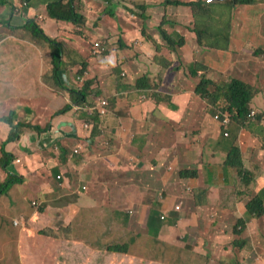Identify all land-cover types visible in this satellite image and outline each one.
<instances>
[{
  "label": "crops",
  "instance_id": "1",
  "mask_svg": "<svg viewBox=\"0 0 264 264\" xmlns=\"http://www.w3.org/2000/svg\"><path fill=\"white\" fill-rule=\"evenodd\" d=\"M128 7L134 8L133 5L127 4ZM2 8L0 10H4L5 6ZM172 8L170 10H173ZM169 12L176 15L175 11ZM241 13L240 19L239 17L238 20L234 19L233 27L229 32V45L214 47V44H209L210 48L216 49L204 50L208 67L206 75L211 80H216L215 78L223 74L239 79L245 77L249 80L244 81L264 92V56H258L257 51V49L264 50V0L247 6ZM0 15H2L0 17V78L9 72L12 73V77H17L18 74L20 76L17 84H7L6 95L0 99V103L4 105L3 112L5 114L11 111L18 112L19 118H15L32 124L33 127L50 124V127H44L45 130L41 133L35 129L24 131L19 141L8 148L14 154L10 171L22 176L23 181L9 195L2 196L7 217L10 212H14L18 219V215L27 208L28 197L33 196L35 198L32 200L46 206L50 216L57 212L62 214V224H56L58 227L73 226L75 240L95 251L100 250V243H114L117 240L116 235L120 234L135 239L134 242H128L131 249L133 246L130 244H140L143 246H140V249L145 252H149V249L148 246L147 250L144 249V243L149 242L150 238L154 239L156 249L153 252L156 251V255L158 252L162 254L170 251L167 241L182 239L185 242L183 254L186 261L192 257L191 264H208L207 257L198 252L208 249L196 247V243L201 238H205L207 245L209 239L213 241L215 238L216 243L220 245L215 254L218 253L232 261L249 257V254L255 251L261 238L260 229L257 231L252 226L253 223H258L256 219L247 220L243 239L233 238L230 234L235 221L247 218L244 202L248 199L249 191L241 186L240 181L234 184L227 183L226 178L233 174L229 170L227 175L224 174L226 169L222 165L213 163L206 166L205 151L198 146V137L194 136L196 132L193 125H196L198 132L213 139L220 136L223 131L226 134L227 130L215 119L216 110L210 108L207 101L193 94L191 89L193 83L189 80L184 85L187 96L191 98L190 102H185V99L181 98L178 103L169 105L178 113L172 111L168 105H159L160 102L166 104L164 99L167 95L158 96L156 102L153 101L154 97L148 96L154 92L152 87L157 89L155 91L157 93L168 91L175 96V92L182 91L179 87L186 77L169 72L172 68L170 64L172 59L167 49L161 47L162 53L157 54L150 42L145 41L147 38L142 32L153 36L154 29L150 23H146L147 19L140 17L135 19L130 15L127 19L133 22L122 19V23L119 22L117 27L133 26L129 35L133 37L137 54V60L135 58L134 61L150 76L152 87L135 89L131 86L130 82L133 83L134 77L141 73L136 71L132 74L129 70L127 73L126 65L129 63L125 66L117 65L119 61L125 62V56L119 54L118 58L111 54L106 58H95L80 82L96 80L91 87L97 91L96 94L100 92L101 94L90 97L88 102L80 107L74 106L66 113L51 116L66 108L71 103V99L65 93L58 95L49 83L47 76L51 67L50 61L45 60L37 47L27 45L13 37L11 30L9 32L3 24L7 19L2 11ZM180 15L183 17L182 13L177 15L179 21L191 23V15L185 16V19ZM42 18V21L46 19ZM23 19H27V16H23ZM96 20L98 23V18ZM25 21H18L16 26L25 25ZM55 23L56 25L50 26L45 24L44 30L46 33L47 30H51L58 40L59 37L61 38L60 34L56 33L59 24L54 21ZM97 26L96 33L99 36L111 38L116 42L119 30L112 35L108 34L107 28H102L101 22ZM168 26L170 30L167 26L166 29L173 35L175 30L177 33L184 32L189 35H185L190 41L182 51L188 65L193 67L196 63L194 45L196 35L187 27L185 30L182 29L181 25H176L175 28ZM178 26L181 27L176 29ZM66 27L70 31L73 30L69 23ZM143 27L150 34L145 33ZM108 29L114 31L112 26ZM230 56L233 59H230ZM8 60L14 62L13 68L2 66V62ZM34 64L38 67L37 74L32 67ZM23 66L28 68L21 69L22 75L20 68ZM114 66L119 69L113 70ZM232 68L236 69L234 74ZM252 68H255L254 71L251 70ZM75 73L76 66L70 68L64 75L69 89L77 87ZM167 79L170 85L166 89L164 82ZM1 80L0 83L3 84ZM170 87L174 92L170 91ZM102 99H107L106 114L99 116L98 130L95 135H91V127L95 123L93 116L99 114L91 108ZM161 99L162 101H159ZM36 109L38 112L35 111ZM257 111L260 112L259 117L250 125L246 127L232 125L228 130L230 132L233 127V131L238 132L242 149V141L249 143L247 148L249 153L256 151L257 148L259 151L260 146L264 148V134L260 135L261 130L264 129V105L260 106L258 101ZM17 122L18 120L15 124ZM85 125L89 128H85ZM187 126L192 129L186 128ZM78 147H81V152L75 154L74 150ZM65 152L69 154L68 158L64 156ZM212 152L217 151L210 152L215 158L216 155ZM242 152L244 153V150ZM188 167L197 168L199 175L203 172L206 187L215 190L212 194L206 189L201 190L206 193L200 203L197 201L200 195L197 190L201 188L200 177L188 186L189 191L193 192L191 195L184 192L179 172L181 168ZM262 171H258L256 182L258 187L260 186L258 192L264 199V170ZM214 172H222L214 175L217 183L211 180L210 175ZM207 178L211 181L209 182ZM242 191H247V194L242 196ZM110 205H113V209L108 213ZM178 206L180 209H177ZM127 211L130 216L125 213ZM163 214L166 215L167 221L158 227L156 233L153 223ZM107 218L109 222L106 221ZM121 218L123 222L120 221ZM168 219L172 221L169 222ZM51 223L55 226L53 216ZM215 223L220 225V231ZM214 232L217 234L215 235ZM234 242L247 243L234 247L232 245ZM248 243L253 249L246 246ZM158 244L166 249L164 247L160 249Z\"/></svg>",
  "mask_w": 264,
  "mask_h": 264
},
{
  "label": "trees",
  "instance_id": "2",
  "mask_svg": "<svg viewBox=\"0 0 264 264\" xmlns=\"http://www.w3.org/2000/svg\"><path fill=\"white\" fill-rule=\"evenodd\" d=\"M32 0H17L16 6L11 4V0H0L3 3L2 7L9 6L14 15V11H22L25 9L24 5H28ZM114 0H106L107 3H112ZM119 1V0H118ZM155 0H150L145 2L143 6H140V3H136V0H120L122 2L136 3L134 4L136 8H141L145 12L149 8H155V11L163 13L162 21L158 30L162 42H158L150 33L147 32L146 28L143 27L142 30L145 33L150 34L145 35L148 38V41L152 45L154 51L158 54L159 49L165 48L170 52L172 59V67L174 73L179 74L182 77L188 78L192 83L195 82L194 93L198 95L201 99L208 102L210 108L216 110L217 114H220L222 118L229 117L233 121V125L242 126L245 123L250 122V115L254 111V98L255 91L249 83L246 81L233 77L225 76L224 79L215 82L207 78L206 71V52L205 49H216L210 48L208 45H205L201 39L200 30L197 24V14L198 6L209 10L210 4H213L218 0H157V3H154ZM259 0H226V3H232V8L234 12L229 15L231 16L232 25L239 16L240 12L244 10L247 6L254 5ZM217 5V4H215ZM118 6V7H117ZM120 5L115 4V8L105 7L101 11V16L98 18V23L92 22V16H88L91 10L90 0H58L49 5L50 18H53L57 21L67 22L72 25L73 30L70 31V35L75 37H81L83 41H79L81 48L78 49L72 44L66 41H57V39L51 38L46 31L42 28L41 25L33 22H28L26 25L16 26L13 25L11 20L3 21V24L6 28L10 29L14 34L15 38L19 41L37 47L42 53L45 60L50 61V70L47 76L49 83L52 84L56 93L61 95V89H65V92L71 99V103L80 106L84 104L90 96H92L91 86L93 82H86L85 86L81 88L80 82L77 81L78 76L82 77L85 75V71L92 65L91 58L94 56L92 50L94 47V41H106L107 38L99 36L96 33L98 28L97 24L102 23V28H107L108 34H116L117 30L120 33L116 36V42L113 45V48L102 55L103 58L108 57L111 54H114L119 58V54L125 56V62L122 63L125 66L129 63L130 72H140L142 76H145L141 67L134 61L136 58L135 45L133 43V37L129 35L132 32V27L130 28H118L117 25L119 22L122 23V19L128 21L130 12L128 8L125 10H118ZM169 7H173V10H170ZM180 8L185 9L181 11ZM179 9V10H178ZM131 10V9H130ZM176 11V15H172ZM182 13L184 16L191 15L193 21V28L191 25V31H196V67H190L185 59V54L182 51V48L185 46V38H177L166 29L167 25H176L179 24L177 13ZM236 12V18H235ZM150 18L149 14L141 15ZM181 16V15H180ZM182 18V16H181ZM220 21V24L223 23L220 19L217 18L216 22ZM192 23V20H191ZM109 26L114 28V31L108 29ZM222 28L221 26H219ZM207 28L203 30L206 32ZM21 31V33H17ZM19 34V35H18ZM181 37V36H180ZM197 43L199 46H197ZM159 46V49H158ZM80 50V51H79ZM258 56H264V50L257 49ZM86 54L84 60L80 61V64L77 63L76 57H81L83 54ZM67 54H70L71 57H67ZM99 59V56H95ZM121 64V63H120ZM117 64V65H120ZM76 66V73L74 77L77 81V87L74 89L65 88L67 85L64 75L66 72ZM204 66V69L202 67ZM113 70L119 69L118 67H113ZM123 70V68H120ZM200 74L206 75V77H200ZM127 75V74H126ZM126 77V76H125ZM124 77V80H125ZM148 80V79H147ZM141 87V88H140ZM151 85L146 82L145 79H140L138 85L135 86L136 89H150ZM72 106L69 104L60 112L53 113L51 116L60 115L71 110ZM4 105L0 103V195H9L10 192L23 181L22 176L16 175L14 172L10 171V166L12 161H14V154L8 150L11 144L19 141L18 139L28 129H35L44 131L45 128H49L50 124L46 126L37 125L34 126L29 123H25L22 120L16 119L18 117V112L11 111L8 114L4 112ZM188 114V113H187ZM186 115V114H185ZM259 115H256L253 118V121L258 119ZM19 118V117H18ZM95 123L92 125L91 135H95L98 130L99 125V114L93 116ZM18 122L15 124V122ZM33 127V128H32ZM37 127V128H36ZM45 127V128H44ZM186 128H190L187 126ZM185 128V129H186ZM263 148V147H262ZM260 151V150H259ZM71 152V151H70ZM65 157L68 158L69 154L65 152ZM257 160L256 156H253L250 160L245 161L243 159L242 149L235 147L229 154L225 165H222L226 170H234V174L240 178L241 186L249 191L248 199L244 202L247 218L238 219L233 223L232 229L230 230L231 236L233 238H240L244 236L246 232V225L248 219H256L262 229V234L260 238V243L264 242V199L262 195L258 192V184L255 177L259 171V168L255 163ZM49 165H47L48 167ZM51 170V166H50ZM219 173H211V180H214V175ZM184 192L187 195H191L193 192L189 191L188 186L190 183L195 180L198 175L197 168H181L179 172ZM241 192V191H240ZM244 194H242L243 196ZM1 202V201H0ZM218 223V221H217ZM160 225H163L161 216L153 223V227L158 228ZM216 224V227L220 231V225ZM11 227L20 229L18 233V249L20 255L21 264H157L151 262H145L143 260H137L132 258L129 254L130 246L128 244L113 245L110 246L106 252H97L85 244L75 240L73 235V230L70 225H64L60 227H55L51 223V216L48 214L46 206L40 204L38 208L32 207V211L25 218V222L22 226H16L14 220L11 221L5 214V207L0 208V238L5 242L9 243V240H13L14 235L11 238H8L5 230H12ZM151 227V229L153 228ZM222 228V227H221ZM223 229V228H222ZM216 235L217 233L214 232ZM213 235V234H212ZM17 237L14 238V240ZM215 239V238H214ZM213 239L208 240V245L205 238H201L199 242L196 243L197 248H206L207 251L200 252L201 255H205L208 259V264H256L255 258L249 259V257H243L241 260L227 259V257L215 254L216 249L220 247L219 244ZM234 242L232 245L237 247L238 245L245 244ZM231 247V246H230ZM229 249V248H226ZM264 254V249L260 251ZM229 257V256H228Z\"/></svg>",
  "mask_w": 264,
  "mask_h": 264
},
{
  "label": "rangeland",
  "instance_id": "3",
  "mask_svg": "<svg viewBox=\"0 0 264 264\" xmlns=\"http://www.w3.org/2000/svg\"><path fill=\"white\" fill-rule=\"evenodd\" d=\"M56 1L57 0H37V1L36 0H32V1H30V3L28 5H24L25 6V9L24 10H22V11H19V10L16 11L15 10L14 11V13H15L14 15H12L13 14V11H12V9L9 6L5 7L4 10H0V13L2 11L3 16L7 20H11V22L13 20L14 21L12 23L13 25H17L18 24V21L20 22V21L26 20L25 23H24L25 25L29 21L30 22H33V23H36L37 22V24L41 25L42 28L44 29V28H46L45 24H47V25L50 26V25H56V23L54 24V21L55 22H58V24H59L58 27L59 28L56 27V30H57L56 33L58 35L60 34V36H61V38L59 37L58 40L59 41L69 42L74 47L80 49L81 48V45L78 42L79 41H83V40H82L81 37H75L73 35H70V30L68 29V27H66L67 22L56 21L53 18H50L49 5L51 3H53V2H56ZM147 1H150V0H136V3H140V6H143L145 4V2H147ZM16 3H17V0H11V4H14L16 6ZM90 3H91V10L92 11H90V13L88 14V16H92V19H91V24H92V22H96L97 23V20L96 19L99 16H101V11H102L103 8L110 7V8H113L114 9L115 8V4L116 5H120V0L119 1L118 0H114L110 4L107 3L106 0H90ZM136 3H133L132 5H134ZM154 3H157V0H155ZM258 3L259 2H257V4ZM214 4H217V5H210V7H209L210 9L208 11L205 10L204 8H201L200 6H198V9L199 10H198L197 20L196 21H197L199 30L201 31L200 32L201 39H202V41H203V43L205 45L214 44V47L227 46V45H229V36L228 35H229V32H230L231 28L233 27L232 21H231V16L229 17V15L234 12V9L235 8L234 9L232 8V6H233L232 3H231V5L228 4V3H226V0H218V1H215ZM2 6H3V3L0 2V8L1 9H3ZM169 8H171V7H169ZM180 10L181 11H185V9H182V8H180ZM179 12L180 11H178V13H177L178 15L180 14ZM135 13L142 14V15H146V14H149L150 15V18L146 20V23L147 22L150 23V26H152L154 28L152 34H153V36L155 38H157L156 40L158 42H162V38H161V35H160L159 31L158 30H155V29L159 27L161 21L163 20L162 19L163 13L158 12V11H155V8H153V7L149 8V10H147V12H145L141 8L140 9L137 8V11H135ZM174 13H176V11ZM25 15L27 16V19H23V16H25ZM241 15H242V13L240 12L239 16L237 15V18L239 17V19H240ZM0 17H2V15H0ZM42 17H45L46 19L44 21H42V19H43ZM182 18L185 19L186 17L183 15ZM217 18L220 19L221 21H223V23L220 24V21H217L216 22ZM235 18H236V12H235ZM143 19H146V17L145 18L143 17ZM193 20L194 19H192V23H189V21L188 22H181V21H179V24H176V25H181L182 26V29H184V30H185V27H187L186 25H191L192 28H193V22H195ZM195 24H196V22H195ZM176 25H170V26L173 27V28H175ZM181 26H178V28H176V29H179ZM219 26H221L222 28H220ZM205 27L207 28V30H206V32H203V30L205 29ZM167 28L170 30V27L168 25H167ZM190 28L191 27H187V29L190 32L194 33L196 35V37H197L196 31H191L193 29L190 30ZM9 32H10V29H9ZM17 33L20 34L21 31H19ZM47 33L49 34V36L54 37L55 40L58 38L57 36H55V34L51 30H47ZM169 34H173V33L170 32ZM185 35H188V34H185L184 32L177 33V31L175 30V35L174 36H176L177 38L184 37L185 38V41H186V44L185 45H187L190 40H189V38L185 37ZM13 37H15V36L13 35ZM150 37H152V36H150ZM145 41L146 42H149L148 41V38H147V40L145 39ZM194 45L196 46L195 43H194ZM197 46H199L198 43H197ZM158 49H159V46H158ZM162 51H163L162 48L159 49V53L158 54L162 53ZM218 52H221V51H218ZM82 54H83V56L76 57V59L78 61L77 63H79V64H80V61L84 60V58L86 57V54H84V53H82ZM67 57H71V55L70 54H67ZM99 57H102V55H99ZM93 59H95V56H93L91 58V61ZM230 59H233V57L230 56ZM136 60H137V58H136ZM120 63L121 62L119 61L118 64H120ZM35 64L32 67L36 70L34 73L37 74L38 67L35 66ZM170 64H172V63L170 62ZM13 65H14V62H12L10 60H8L6 62H2V66L4 68H10V67L13 68ZM23 65H24V62H23ZM194 67H196V64L195 63L193 64V68ZM26 68H28V67L27 66H23V67L20 68L21 74H22L21 69L26 70ZM126 69H127V73H128V70L130 71L129 65H126ZM202 69H204V66L202 67ZM232 69H233V74H234L236 69L235 68H232ZM254 69L255 68H252L251 70L254 71ZM169 72L171 74H173V72H174L173 67L171 68V70ZM248 72L249 71H247V73ZM209 73H208V75H209ZM223 73H225V72H223ZM8 74L11 75V76H9ZM144 75L145 76H142V74H139L138 76L134 77L133 83L130 82L131 86L133 88H135V86L138 85V81L140 79H145L146 82H148L151 85L152 83H151L150 76L147 73H145ZM12 76H13L12 73L9 72V73L3 75L2 78H0V79H2L1 82H3V84L0 83L1 84L0 85V99H3L5 97V95H6L7 84H17L19 82L18 81L19 78H20L19 74L17 75V77H12ZM128 76H129V74H128ZM202 76L203 77L204 76L206 77L205 74L204 75H201L200 77H202ZM224 76L225 75L223 74L222 76H219L218 78H215L214 77L217 81L214 80V79L213 80L215 82H218V81L224 79ZM241 79H243V80H249V79H247L245 77H242ZM187 80H188V78H185L183 80V84H181L180 87H179V89L182 90V91L181 92H175L176 93L175 96H172L174 94H170V92H168V91H165L163 93L162 92L161 93H157V92H155L157 89L153 88L152 86L151 87H152V90H154V92L150 93L148 96L154 97L153 101L156 102V101H158V98H157L158 96H160V95H167L168 97L166 96L165 99H164V102L166 104H164L163 102H160L159 105H168L169 106L170 104H176V103H178L179 100H182V99H185V102H188V101L190 102V99L191 98H190V96H187L188 95V94H186L187 93V90L185 89L186 85H184ZM169 82H170L169 79H167L164 82V87L166 89L170 85ZM64 87L67 88V85H65ZM251 87L255 91L254 92L255 93V98H254V103H253L254 106H255L254 107V112L256 113V115H259L260 112L257 111V101L260 103V106L261 105H264V92L259 91L258 88L256 86H254V85H251ZM170 89H171L170 91H173L174 92V89L172 87H170ZM191 89H193L192 92L194 94L195 82L193 83ZM61 91H62V93L67 94L66 92H64L65 89H61ZM167 93H169V94H167ZM142 100H144V99H142ZM159 101H162V99L159 100ZM192 105H193V102H192ZM170 108L175 113H178L177 111L173 110L172 107H170ZM175 109H177V108H175ZM35 111L38 112L37 109ZM256 115H255V117H256ZM250 118H252V119L249 120L250 122H247V123H245V125H242L243 127H246V126L250 125V123L254 122L253 121L254 116L253 117L250 116ZM232 125H233V123L228 128H225V130H227V133L229 134L228 136H226L225 132L223 131V132H221L220 136H216V138H214V139L213 138H210L209 136H206L205 134H202V132H200V131L198 132L196 130V128H197L196 125H193V129H195L194 131L196 132V135H194V136H197L198 137V142H199V145L198 146L201 147L205 151L206 166H209V164H213V163L214 164H218V165H225V162L227 161V159L229 157V154H230V152L232 151L233 148L239 147L240 149H242L241 144H240V141L241 140H240V138H238V132L233 131V127L230 129V132H228L229 128ZM26 130H29V129L26 128ZM262 133L264 134V129L261 130L260 135ZM242 142H243V149L242 150H244L243 159L245 161H247V160H250L253 157V155H255L257 157V160H256L257 163H255V164L257 165V167L259 168L260 171L264 170V148H262L261 146L260 147L258 146L260 148V151H258V148H257L256 151H253V152H250L249 153L248 150H247L249 143H247V142L244 143V141H242ZM245 144H246V147H245ZM211 151H217V152H212L213 155H216L215 158H213L212 155L210 154ZM218 168H220V167H218ZM230 170H231V172H232L233 175H231V177L228 176V178H226L227 179V183H233L234 184V183L240 181V178H237L236 177L237 175L234 174V170H232V169H230ZM222 172H219V174L222 173ZM228 173H229L228 170H225L224 171V174L227 175ZM198 177H200L199 184H200V187L201 188L199 190H197L199 192V194H200V195H198L197 201H198V203H200V202H202V200H201L202 197L203 196L205 197V193H206V192H203L201 190L206 189V191L209 192V194L210 193L212 194L215 190H214V188H208V187H206V183H204L205 182V176H204L203 172H200V175H198ZM256 177H255V179H256ZM1 179L2 178H0V182H2ZM207 180L209 182L211 181L208 178H207ZM214 181L217 183L216 180H214ZM202 182H203V184H202ZM263 193H264V190H263ZM242 194H247V191H242ZM34 198L35 197H33V196H29L28 197V200L26 201L27 208L21 214L25 218L32 211V207L38 208L39 205H40V202L39 201L32 200ZM0 201H1L0 202V208H1V203H2V207H5L1 195H0ZM34 202H37V205H35ZM113 205H115V204H113ZM113 205H110L109 206L108 213L110 212V210L113 209ZM6 208H9V207L6 206ZM13 210L15 211V208H13ZM125 213L129 214V211H127ZM21 215L19 214L18 217L21 216ZM52 216L55 219V223H54L55 226H57L58 224L59 225L62 224V219L63 218H62V214L60 212L54 213ZM109 216L110 215L108 214V217ZM129 216H130V214H129ZM16 217H17V215H15L14 212H10L8 214V218L11 221H13V219H15ZM161 220H162L163 224H165L166 221H167V218L165 220H163L161 218ZM106 221H108V218H107ZM106 221H105V223H108L109 222V221L108 222H106ZM112 221H113V219H112ZM114 221L116 223H118L117 220H114ZM120 221L123 222V218H121ZM168 221L171 222L172 220L168 219ZM252 226H254L257 231H259V229H260V232L262 234V229H261L260 225H258L257 222L256 223H253ZM76 227L78 228V225L77 224H76ZM71 228L73 230V226H71ZM11 229L12 230H10V231L9 230H5V233H6L7 237L8 238H11L13 235H14V238L17 237L18 233H20V229H16V228H13V227H11ZM157 231H158V228H155V232L156 233H157ZM119 233H121V232H119ZM73 235H74V233H73ZM1 237L2 236H0V238ZM14 238H13V240H9V243L8 242H5L4 240H1L0 241V264H21L20 255H19V249H18V244H17V241L14 240ZM116 239L117 240L114 243L113 242L112 243L106 242V244L100 243V246H99V249L100 250H96V251L97 252H100V253L106 252V250L110 246H113V245H121V244H129L128 242H134L135 241L134 238H130L128 235H124V234L116 235ZM147 242L148 241H146L144 243V249L147 250V246H148L149 252H151L150 254H149L148 251L147 252L142 251V249H140V246H141L140 244H130L133 247H132V249L130 247V252H129L130 254L129 255L132 258L137 259V260H143L145 262H151V263H157V264H191V261H193L192 260V257H191V259H189L188 261H186L185 255L183 254V245H184L185 242L182 239H180V240L175 239L174 242L167 241L168 242V247H170V251L169 252H166V253H162V254H160V252H158L157 255H156V251L153 252V250L156 249L155 240L152 239V238H150L149 242L148 243ZM158 246H159V244H158ZM246 246H250L253 249V246L250 245V243H248ZM141 247H143V246H141ZM161 247H164V246H162L160 244L159 248L161 249ZM164 248L166 249V247H164ZM263 249H264V242L263 243H259V244L257 243V245H256V247L254 249L255 251L252 254H249V259L255 258V261L257 262L256 264H264V254H262L260 252ZM141 253H143L144 255H141ZM191 256H192V254H191ZM156 258L159 259V260H156Z\"/></svg>",
  "mask_w": 264,
  "mask_h": 264
},
{
  "label": "clouds",
  "instance_id": "4",
  "mask_svg": "<svg viewBox=\"0 0 264 264\" xmlns=\"http://www.w3.org/2000/svg\"><path fill=\"white\" fill-rule=\"evenodd\" d=\"M58 1V0H57ZM127 4L128 5H132V3H130V2H128V3H126V2H122V3H120V6H119V8H118V10H125V9H127ZM134 6V5H133ZM104 9V8H103ZM131 9V10H130ZM133 9H135V10H133ZM128 11L130 12V14H129V16L130 15H132L133 17H135V19L136 18H141V19H143V17L141 16L142 14H138V13H135V11H137V8L134 6V8L133 7H128ZM99 18V17H98ZM129 21H132L133 22V20H130L129 19ZM109 28V27H108ZM114 43L115 42H113L112 40H111V38H107V40L106 41H94V47H93V50H92V54L94 55V56H99V55H104L105 53H107L108 51H110L112 48H113V45H114ZM96 44H102V46L105 48V50L104 49H97V47H96ZM102 61H104L105 62V60H102ZM114 69V68H113ZM200 76H201V74H200ZM83 77V76H82ZM82 77H79L78 76V78H77V81L78 82H80L81 81V79H82ZM91 82H93V81H91ZM85 84H86V82H80V85L79 86H81V88H83L84 86H85ZM92 85H94V82H93V84ZM72 89H74V88H72ZM91 92H92V96H98V95H100L101 94V92L100 93H98V94H96V92L97 91H95L94 90V88H92L91 87ZM92 96H90V97H92ZM89 97V98H90ZM88 98V99H89ZM106 101H107V99L106 100H104V99H102V100H99V102L97 103V105H95L94 107H92L91 108V110L92 111H94V112H98L99 113V116L101 115H105L106 114V108L105 107H107V103H106ZM88 102V100L84 103V104H86ZM102 102H104L105 103V105H102ZM70 105L72 106V108H73V106H77L76 104H73V103H70ZM81 106V105H80ZM80 106H77V107H80ZM109 106V105H108ZM103 110L105 111V112H103ZM70 111V110H69ZM254 112V111H253ZM255 115H256V113H255ZM216 117V116H215ZM254 118H255V116H254ZM231 119V118H230ZM220 122V121H219ZM233 123V121H232V119H231V124ZM222 124V123H221ZM230 124V125H231ZM229 125V126H230ZM222 126L224 127V128H228V127H225L223 124H222ZM85 128H89L88 127V125H85ZM227 132H226V136H227ZM76 150H78L79 151V153L81 152V147H78ZM76 150H74V152H75V154H79V153H76ZM34 204L35 205H37V202H34ZM21 218H24L25 219V217L24 216H19V218L18 219H21ZM161 218H162V216H161ZM14 220V223H15V221L17 220L16 218L15 219H13ZM15 225H16V223H15ZM16 226H22V225H16Z\"/></svg>",
  "mask_w": 264,
  "mask_h": 264
},
{
  "label": "built area",
  "instance_id": "5",
  "mask_svg": "<svg viewBox=\"0 0 264 264\" xmlns=\"http://www.w3.org/2000/svg\"><path fill=\"white\" fill-rule=\"evenodd\" d=\"M96 47H97V49H104V50H105V48L102 46V44H101V45H100V44H96ZM102 105H105V103L102 102ZM103 112H105V111L103 110ZM250 116H251V117L255 116V112H252V114H251ZM215 119L218 120V121H220L225 127H228V126L231 124V119H230L229 117L222 118V117L220 116V114H218V115L215 117ZM228 135H229V134H227V136H228ZM76 153H79V151L76 150ZM177 209H180V207L178 206ZM162 219H163V220L166 219V215H165V214L162 215ZM24 222H25V219H24V218L17 219V220L15 221L16 225H23Z\"/></svg>",
  "mask_w": 264,
  "mask_h": 264
}]
</instances>
